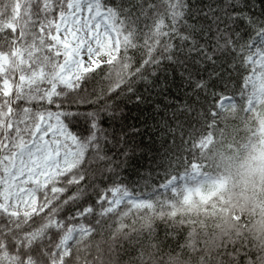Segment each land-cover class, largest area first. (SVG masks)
I'll return each mask as SVG.
<instances>
[{"label": "snow or ice", "instance_id": "snow-or-ice-1", "mask_svg": "<svg viewBox=\"0 0 264 264\" xmlns=\"http://www.w3.org/2000/svg\"><path fill=\"white\" fill-rule=\"evenodd\" d=\"M260 100L264 0H0V264L185 252L167 194L219 108ZM130 213L160 215L125 237Z\"/></svg>", "mask_w": 264, "mask_h": 264}, {"label": "trees", "instance_id": "trees-1", "mask_svg": "<svg viewBox=\"0 0 264 264\" xmlns=\"http://www.w3.org/2000/svg\"><path fill=\"white\" fill-rule=\"evenodd\" d=\"M201 134L200 151L187 169L194 177L167 194L177 226L186 232V251L148 249L156 257L149 264H199L201 249L207 255L225 247L246 249L247 264H264V102L220 107ZM207 182L215 190L197 196ZM159 215L128 214L125 237L147 231Z\"/></svg>", "mask_w": 264, "mask_h": 264}, {"label": "rangeland", "instance_id": "rangeland-1", "mask_svg": "<svg viewBox=\"0 0 264 264\" xmlns=\"http://www.w3.org/2000/svg\"><path fill=\"white\" fill-rule=\"evenodd\" d=\"M263 101L264 100H260V101L256 102V104L262 105ZM226 106H228V105H225L223 107H226ZM218 186H220V185H218ZM214 190H215V187L211 183L207 182V184L202 189H196L194 193L197 196L204 197L205 195L211 194Z\"/></svg>", "mask_w": 264, "mask_h": 264}]
</instances>
